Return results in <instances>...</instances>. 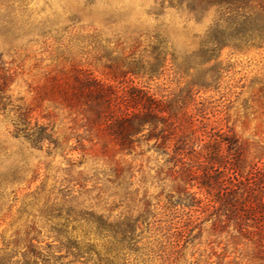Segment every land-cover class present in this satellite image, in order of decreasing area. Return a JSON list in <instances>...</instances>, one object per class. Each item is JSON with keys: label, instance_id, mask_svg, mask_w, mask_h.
Returning a JSON list of instances; mask_svg holds the SVG:
<instances>
[{"label": "rangeland", "instance_id": "1", "mask_svg": "<svg viewBox=\"0 0 264 264\" xmlns=\"http://www.w3.org/2000/svg\"><path fill=\"white\" fill-rule=\"evenodd\" d=\"M0 64L13 107L29 105L31 125L53 133L33 146L14 135L16 108L0 111V251L10 264H264L256 211L228 216L154 140L117 153L57 92L75 72L116 85L110 70L156 66L151 79L124 82L178 99L197 136L202 123L233 135L245 147L242 176L264 174V0H0ZM231 196L247 204L243 184Z\"/></svg>", "mask_w": 264, "mask_h": 264}, {"label": "trees", "instance_id": "2", "mask_svg": "<svg viewBox=\"0 0 264 264\" xmlns=\"http://www.w3.org/2000/svg\"><path fill=\"white\" fill-rule=\"evenodd\" d=\"M240 29L246 30L245 23ZM148 69L129 66L126 71L110 70L109 78L116 85L97 80L91 74L75 72L68 82L57 88V92L68 106L79 107L88 114L87 119L94 126L96 136L112 142L117 153L131 155L140 140H154L156 149L169 160L180 162L209 202L224 208L228 216L237 215V211L246 214L256 211L264 219V198L260 199L253 189L255 177L259 176L260 180L264 174L251 168L253 179L242 176L244 144L215 128L206 132L207 124L202 123L204 116H200L203 130L197 136L195 116L188 115L178 99L157 98L142 87L124 82L128 75L151 79L157 68L150 66ZM10 83V76L0 64V111L16 108L14 135L24 134L33 146H41L45 141L53 143V133L47 126L36 121L31 125L33 109L29 105L13 107L6 95ZM237 184H243V191L247 193L246 205L238 206L237 196H231L236 193ZM0 264H10L7 254L1 251Z\"/></svg>", "mask_w": 264, "mask_h": 264}]
</instances>
